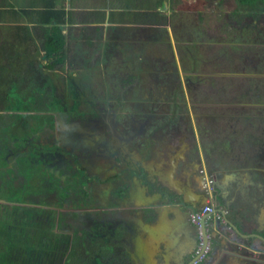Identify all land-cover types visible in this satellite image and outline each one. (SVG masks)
<instances>
[{
    "label": "flooded vegetation",
    "instance_id": "flooded-vegetation-1",
    "mask_svg": "<svg viewBox=\"0 0 264 264\" xmlns=\"http://www.w3.org/2000/svg\"><path fill=\"white\" fill-rule=\"evenodd\" d=\"M254 10L264 17L263 5L249 11ZM169 20L163 21L162 34L157 36L149 31L129 33L122 42L123 55L129 58L131 66L111 65L103 70L101 79L107 84L100 91L102 95L98 89L94 97L79 95L78 87L68 80L61 87L68 95L60 97L52 86L55 80L49 76L60 68H42L28 60L25 68L18 70L20 77L15 87L17 91L23 89L17 92L18 98L0 96V161L7 164L0 167V185H11L17 177L21 182L27 176L29 182L33 181L31 186L38 189L36 194L31 193L37 196L33 197L36 202L27 206L29 212L21 216L26 225L21 228H26V232L17 230L16 243L28 234L29 245L36 246L41 231L35 228L36 222L59 228L71 218L73 222L65 223L74 227L83 221L90 222L94 233L92 246L86 245L76 231L69 234L67 248L74 242L79 248V259L85 256L84 250L89 255L88 249L82 247H89L94 253L101 251L112 264H118L119 259L129 264H253L257 254L264 255L253 245L254 238L264 244V194L258 189L262 184L258 174L264 171H259L260 165L251 159H245L247 151H237L229 141H220L211 125L214 116L195 110V96L189 98L190 92H184L177 70L170 67L160 72L163 65H152L153 41L156 49L162 47L164 37L173 38L168 37L169 27L172 28ZM262 29L258 27L257 35ZM145 39L150 40L148 47ZM97 46L95 41L88 40L85 48L94 50V56L103 60L99 62H105L102 58L108 55L110 61L116 62V47ZM32 56L47 64L42 54ZM15 70H4L0 75L4 77L9 72L13 76ZM38 72L42 83L34 80ZM32 86L43 94L30 97L27 89ZM25 90L27 94L22 93ZM245 115L243 124L251 118ZM237 116L232 115L226 124L239 132L241 121H236ZM222 132L226 134L225 129ZM241 133L242 139H246L243 130ZM229 137L238 138L232 132ZM254 144L246 139L244 145L252 149ZM7 170L14 177L8 179ZM25 182V189H31ZM147 195L155 197L150 200L151 206L146 204ZM205 207L209 212L202 223L193 224L191 214ZM236 209L239 214L243 211L245 220L254 227L244 244L251 249L239 248L243 247L238 236L241 234L231 217L238 212ZM157 217L166 220L153 226ZM178 218L184 225L180 238L173 232ZM209 220L215 222L213 229L208 227ZM187 234L190 246L182 247L184 252L163 251L167 244L178 245ZM226 234L229 241L222 239L221 235ZM60 237L55 233L54 238H49L54 239L50 251L55 250V241ZM68 254L69 249L64 261ZM94 264L102 261L96 260Z\"/></svg>",
    "mask_w": 264,
    "mask_h": 264
},
{
    "label": "rangeland",
    "instance_id": "rangeland-1",
    "mask_svg": "<svg viewBox=\"0 0 264 264\" xmlns=\"http://www.w3.org/2000/svg\"><path fill=\"white\" fill-rule=\"evenodd\" d=\"M174 5L175 7L173 8L177 9L178 7L179 11L171 17L172 28L169 27L170 35L168 37L172 35L173 38L164 37L162 47L159 46L156 49L155 41H153L150 47V52L153 54L152 65L155 68L156 65L157 68L163 65L164 67H162L160 72L170 67L174 68L175 71L177 70L179 72L177 73L179 82L182 84L181 87L184 92L186 89L190 92L189 98L192 94L195 96L193 98L195 110L214 116V123L211 125H214V133L220 138V141L221 139L229 141L232 143L230 147L237 149V151H247L248 155H245V159L247 161L251 159L255 164L260 165L259 171H264V17L258 16L259 13H255V10H240L235 5L234 0H178ZM259 12L261 11L259 10ZM255 16H258L257 20ZM258 27L263 28L260 35H257ZM145 40L147 41V39ZM160 41V39L157 40L158 43ZM118 44L119 46L116 47V50H119V52L113 55V59L116 62L110 61V55L107 58H102L106 60L105 62H99L103 60H98L99 58L94 56V50L84 48L82 44L78 48L72 40L70 49L65 53L63 66L59 69V72L49 75L55 80L52 86L55 88L56 94L60 97L68 95V92L61 88L62 83L68 80L78 87L79 95L94 97L95 89H98L100 93L103 89L102 87L107 84L103 83L101 79L103 70L110 68L111 65H123L129 68L131 66L129 58L127 59L123 55L124 42L119 41ZM149 45L150 40L147 41V47ZM18 50V52L16 50L13 51L16 52V57L15 53L11 54L12 58L15 57L16 65L15 67L13 66L16 69L14 71L15 74L12 76L11 73L7 72V75L4 76V78L12 80L8 83H10L9 86L12 87V92L14 93L17 91L15 86L18 85V78L20 77L18 70L21 71L25 68L26 58L29 57L28 60L35 65L40 64L42 68L49 64L48 60H46L47 64H45V61L39 57L34 60L31 54L29 56L23 55L24 51L21 52L22 48ZM154 55L157 57L155 58ZM142 60L146 64L149 63L146 62L145 58ZM39 68L41 67L39 66ZM137 72L140 73L139 71ZM186 72L189 73L188 77L183 76L184 73L186 75ZM3 88L5 89L4 86ZM21 90L23 89L20 87L18 91ZM27 92L30 97H37V94L30 92L29 89H27ZM27 92L25 90L22 93L27 94ZM74 94H77V92ZM102 94L103 92L100 93V95ZM6 98L18 97L17 94H10ZM235 114L236 116H242H237L238 120H236L241 121L239 132L226 124V122L230 121V118H233L232 115L235 116ZM244 114L247 117H251L246 120L249 121L246 124H243L246 119L243 117ZM239 118L241 119L239 120ZM238 126L239 124L236 127L235 125L232 127L238 129ZM223 129H225L227 135L222 132ZM242 130L245 133V138L247 136L246 139L255 143L252 149L244 145L246 139H242ZM231 132L236 133L238 136L236 140L229 137ZM250 135L253 137H250ZM0 145H2L1 142ZM1 161L0 167L3 168L7 164ZM21 163L20 166L22 165L23 167V159H21ZM7 172L9 173L8 179H11V176L14 177L12 172L8 170ZM0 174H2V171H0ZM258 175L261 176L258 180L262 184L257 187L259 193L264 194V172ZM18 179L17 177L15 182H11V185L10 183L8 185L7 183H1L2 186L0 185L2 188L0 195L3 194L2 192L7 193V198L12 200V202L0 200V264L11 261H17L19 264H66L64 261L65 252L69 249L67 248L69 245L68 240L70 239L69 234L73 230L83 237V242L86 245H91L94 233L91 230L90 222L82 220L83 223H77L73 227L70 224L73 222L71 218H67L68 220L66 219L61 223L59 228L50 227L51 225L44 227L39 221L36 222L34 224L35 228L41 230L40 237L35 240L36 246L31 247L29 245L30 236L28 234L16 243L15 235L17 230L23 229L26 232V228H21L26 226L19 219L22 215L21 212H29V210H21L18 207L23 205H25L24 207H31V204L36 202L33 197H37L31 193L36 194L38 191L37 188L31 186L33 181L31 179L29 182L27 176L21 182ZM25 181H27V186L30 185L31 189L22 187L26 183ZM255 183L257 185L259 182ZM21 188L24 191H20ZM242 192L245 193V190ZM21 199L23 202H20ZM39 199L41 198L39 197ZM66 221L70 223H65ZM31 226L34 227L33 225ZM31 226L30 228L32 229ZM55 233L61 237L55 241L57 247L52 252V250L50 251L52 247H49L54 243V239L51 240L49 238H54ZM84 233L88 234V236H85ZM103 240L105 241V239ZM260 241V239L254 238L253 245L258 246V250L264 254V244H261L262 242ZM74 246L73 244V248ZM82 248L84 249L85 247ZM239 248L240 250L243 249ZM85 249H88L89 255L85 256L90 264H94L96 260L102 261V264H112L113 261L103 258L101 251L94 253V250L89 247ZM255 260L256 262H253V264H264V255L257 254ZM117 262L118 264H129L124 259H119Z\"/></svg>",
    "mask_w": 264,
    "mask_h": 264
},
{
    "label": "crops",
    "instance_id": "crops-1",
    "mask_svg": "<svg viewBox=\"0 0 264 264\" xmlns=\"http://www.w3.org/2000/svg\"><path fill=\"white\" fill-rule=\"evenodd\" d=\"M178 0H0V72L4 70L12 71L16 63L13 58H7L6 55L18 52L19 48L25 49L22 53L25 56H31L37 52L42 54L39 45L41 42L42 31L44 25L42 19L46 16V10L53 8L64 13V23L59 25V31L64 36L65 52L70 49L71 41H74L76 47L80 48L81 44L88 46V40L95 41L97 47H117L119 41L126 40L129 33H139L141 31H149L151 35H160L163 30V21L169 20L172 25V15L178 12L174 3ZM180 1V0H179ZM174 5V6H173ZM41 12L43 14H41ZM42 23V24H41ZM53 24V23H52ZM81 42V44H80ZM79 45V46H78ZM125 46V44H124ZM16 52H13L15 51ZM28 58L25 59V63ZM45 61V60H43ZM24 63V64H25ZM0 75V81L3 80ZM155 197L147 195L145 198L147 206H151L150 200ZM166 204V203H165ZM153 207V206H152ZM162 207V206H161ZM164 213V209H161ZM174 210V209H172ZM237 210V209H236ZM156 211V210H155ZM228 210H225L227 213ZM234 212L231 216L234 226L239 230L238 235L242 248L248 239L254 227L245 220L246 214ZM158 212V211H156ZM166 213H164L165 215ZM168 214V213H167ZM163 215V216H164ZM168 215H171L168 214ZM172 216L167 217L171 219ZM166 220L165 217H157L153 226H159L161 221ZM177 226L173 232L180 238L181 231L184 232V225L180 224V220L176 219ZM245 222L248 225H245ZM208 225H212L209 220ZM214 225V224H213ZM223 241H229L228 234L221 235ZM186 237V236H185ZM189 234L185 240L179 242L178 245H171L163 249L171 254L177 251H183L182 247L189 248ZM234 238V237H233ZM184 245L182 246V244ZM248 243V242H247ZM252 243V242H251ZM249 244V243H248ZM180 247V248H179ZM245 249V248H244Z\"/></svg>",
    "mask_w": 264,
    "mask_h": 264
},
{
    "label": "trees",
    "instance_id": "trees-1",
    "mask_svg": "<svg viewBox=\"0 0 264 264\" xmlns=\"http://www.w3.org/2000/svg\"><path fill=\"white\" fill-rule=\"evenodd\" d=\"M234 3L237 7H239L240 10L245 9L248 11L251 9H254L255 7L260 6V5L264 6V0H234ZM41 14H43V13L41 12ZM45 14H46V16L44 17V19H42L40 21H42V23H44V25H49V26L40 28L43 35L41 37V42H40L39 48L43 52L44 58L46 60H48V62H49V64L46 66V68H51V69H53V67L61 68L64 64V61H65V53L66 52H65V46H64V36L60 33L58 26L64 23V20H63L64 13L60 10H55L53 8H49L46 10ZM234 14H235V12H234ZM23 51L25 52V49L22 48L21 52H23ZM36 54H37V52L34 55H36ZM11 56H12L11 54L6 55L7 58H12ZM15 57H16V53H15ZM15 57H13V60H15ZM31 69L33 70V68H31ZM39 75H40V73L38 72V74H36L34 76V80H35V82L39 81L42 83L43 79H40ZM9 84L10 83H8V82H6V84L1 82V84H0V96L1 97H4L5 95H10V94H17V91L15 93L12 92V87H10ZM3 86L5 87V89L3 88ZM32 89H33V93H36L37 96L43 94V92L40 91L41 89H39L38 87H34V88L30 87L29 91L32 92L31 91ZM22 187L25 188V185L23 184ZM1 189L2 188L0 187V192H1ZM20 191H24V190L21 188ZM26 191H28V190H26ZM2 193L4 195L3 194L0 195V200L2 199L6 202H12V200H9V198H7V196H8L7 193H4V192H2ZM20 202H23V200L21 199ZM18 208H20L21 210H23V209L29 210V209H27V207H23V206L18 207ZM21 213H22V215H23V213L25 214V212H21ZM19 219H21V218H19ZM77 249H79V248L75 247V246L73 248V244L70 245L69 254H68V257L65 261L66 264H88L89 263L86 259V256L81 257L80 259L76 258L77 257V255H76ZM71 251H74L75 253L70 254ZM85 252H87V250H84V253H82V256L86 255ZM3 262H4V260H3ZM3 264H19V262L17 263V261H13V262L11 261L8 263H3Z\"/></svg>",
    "mask_w": 264,
    "mask_h": 264
},
{
    "label": "built area",
    "instance_id": "built-area-1",
    "mask_svg": "<svg viewBox=\"0 0 264 264\" xmlns=\"http://www.w3.org/2000/svg\"><path fill=\"white\" fill-rule=\"evenodd\" d=\"M207 212H209L208 207H205L199 211L193 212L191 214L190 221L193 224L198 225L202 221L203 217L207 214Z\"/></svg>",
    "mask_w": 264,
    "mask_h": 264
},
{
    "label": "water",
    "instance_id": "water-1",
    "mask_svg": "<svg viewBox=\"0 0 264 264\" xmlns=\"http://www.w3.org/2000/svg\"><path fill=\"white\" fill-rule=\"evenodd\" d=\"M211 222H212V225L210 226V225H208V227L210 228V229H213L214 228V225H213V223H215L213 220H211ZM202 223V222H201ZM200 223V224H201ZM205 235V234H204ZM168 236V235H167ZM167 236H166V240L168 241V239H167ZM169 243V242H168ZM171 246V244H167V246H165V248H168V247H170Z\"/></svg>",
    "mask_w": 264,
    "mask_h": 264
}]
</instances>
